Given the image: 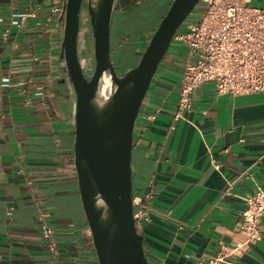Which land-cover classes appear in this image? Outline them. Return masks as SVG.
I'll use <instances>...</instances> for the list:
<instances>
[{
    "label": "crops",
    "instance_id": "1",
    "mask_svg": "<svg viewBox=\"0 0 264 264\" xmlns=\"http://www.w3.org/2000/svg\"><path fill=\"white\" fill-rule=\"evenodd\" d=\"M65 4L0 0V264H99L73 164L75 100L61 83ZM252 5L264 9V0ZM151 8V0H118L110 32L116 69L137 59L156 30L138 36ZM187 58L173 42L140 110L157 118L139 119L134 132V213L148 216L138 230L149 264L218 256H226L221 264H264V216L261 241L239 249L245 199L264 189V93L219 96L205 84L176 120Z\"/></svg>",
    "mask_w": 264,
    "mask_h": 264
},
{
    "label": "water",
    "instance_id": "2",
    "mask_svg": "<svg viewBox=\"0 0 264 264\" xmlns=\"http://www.w3.org/2000/svg\"><path fill=\"white\" fill-rule=\"evenodd\" d=\"M86 2L92 60L82 58ZM199 0H173L136 67L118 74L111 58V23L118 0H66L62 55L74 96V169L99 264H149L134 218L132 151L138 115L174 37ZM87 28V30H89ZM83 46V48H82Z\"/></svg>",
    "mask_w": 264,
    "mask_h": 264
},
{
    "label": "built area",
    "instance_id": "3",
    "mask_svg": "<svg viewBox=\"0 0 264 264\" xmlns=\"http://www.w3.org/2000/svg\"><path fill=\"white\" fill-rule=\"evenodd\" d=\"M254 0H199L200 15L193 16L180 28L173 42L187 49V62L182 77L175 119L191 109L193 91L212 84L219 96H247L264 93V9L252 5ZM64 13V12H63ZM156 114L142 113L138 119L150 124ZM154 180H149L145 200L154 197ZM240 231L246 236L242 246L250 247L262 239L260 219L264 216V189L245 199ZM12 215V212H8ZM42 217L46 215L42 214ZM137 227L148 220L145 210L134 213ZM52 252L53 229L42 226ZM226 256L213 258L209 264L225 263Z\"/></svg>",
    "mask_w": 264,
    "mask_h": 264
},
{
    "label": "rangeland",
    "instance_id": "4",
    "mask_svg": "<svg viewBox=\"0 0 264 264\" xmlns=\"http://www.w3.org/2000/svg\"><path fill=\"white\" fill-rule=\"evenodd\" d=\"M172 1L173 0H151V3H152V8L150 9L151 11L149 12V14L146 17H144L145 20L140 25V31L138 33V36H141L142 33L147 34L150 29H154L156 26L158 27V25H159L158 22L160 23V21L162 20V17L165 16V12L167 9L166 4L171 3ZM195 15H197V16L200 15V11L198 9H195L193 11V13L188 17V19L181 26V28L182 29L185 28L189 24V22H191V20L194 18L193 16H195ZM85 17L89 20L87 8L85 10ZM150 38L151 37L149 36V40H150ZM145 44L147 45V43H145ZM145 44H144V46H145ZM90 46L92 48L91 54H92V58H93V51H92L93 50V42L91 43ZM143 47H142V52L145 50V49H143ZM141 55H142V53H141ZM141 55L140 56L138 55L137 59L128 60L125 64H123V66L125 67L124 71L116 69L117 68L116 67L115 68L116 72L120 75V74L125 73L127 70H130V69L136 67L138 62H139Z\"/></svg>",
    "mask_w": 264,
    "mask_h": 264
},
{
    "label": "flooded vegetation",
    "instance_id": "5",
    "mask_svg": "<svg viewBox=\"0 0 264 264\" xmlns=\"http://www.w3.org/2000/svg\"><path fill=\"white\" fill-rule=\"evenodd\" d=\"M85 10H86V2H84V4L82 5V10H81V19H80V25L82 27L83 33L81 35L82 37V41L81 43H85L86 45V50L82 49V58H86L88 60H92V54H91V43L92 41V33H91V28L90 27V20H88L85 17ZM87 19V20H86ZM87 28L89 30H87ZM83 48V46H82ZM93 51V50H92ZM93 63V61H91Z\"/></svg>",
    "mask_w": 264,
    "mask_h": 264
},
{
    "label": "trees",
    "instance_id": "6",
    "mask_svg": "<svg viewBox=\"0 0 264 264\" xmlns=\"http://www.w3.org/2000/svg\"><path fill=\"white\" fill-rule=\"evenodd\" d=\"M170 5H171V3H170ZM170 5H169V7H170ZM169 7H168V8H169ZM168 8L166 9V12L168 11ZM196 9H197V7H196ZM166 12H165V14H166ZM163 17H164V16H163ZM163 17H162V18H163ZM154 32H155V31H154ZM154 32H153V33H154ZM152 35H153V34H152ZM152 35H151V36H152ZM151 36H150V37H151ZM146 46H147V45L145 44V46H144L143 49H145Z\"/></svg>",
    "mask_w": 264,
    "mask_h": 264
}]
</instances>
